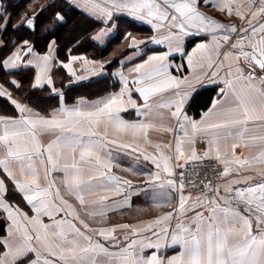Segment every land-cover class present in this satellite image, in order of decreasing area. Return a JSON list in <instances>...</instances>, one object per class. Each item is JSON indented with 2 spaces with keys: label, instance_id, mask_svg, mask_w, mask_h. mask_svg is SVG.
Masks as SVG:
<instances>
[{
  "label": "snow or ice",
  "instance_id": "1",
  "mask_svg": "<svg viewBox=\"0 0 264 264\" xmlns=\"http://www.w3.org/2000/svg\"><path fill=\"white\" fill-rule=\"evenodd\" d=\"M0 222V264H264V0H0Z\"/></svg>",
  "mask_w": 264,
  "mask_h": 264
},
{
  "label": "trees",
  "instance_id": "2",
  "mask_svg": "<svg viewBox=\"0 0 264 264\" xmlns=\"http://www.w3.org/2000/svg\"><path fill=\"white\" fill-rule=\"evenodd\" d=\"M43 2H44V0H37V3H39V4H40V3H43ZM138 29H142V28L136 26L135 29H130V30H132V31H137ZM138 35H142V36H144V35H146V34L143 33V31H138ZM119 43H120V40H119V39L113 41V43H112L111 45L108 46V48L102 53V55H103L105 58H107V57L113 52L114 49H116L117 51H119V49L116 48V46H117ZM89 54H90V55H97V56L101 55V53L99 52V50H97L96 52H92L91 50H89ZM61 71H63V70L61 69ZM56 84H57V87L60 86V80H59V79L56 80ZM64 85H65V87H67V81H64ZM37 95H40V94L37 93ZM202 95H203L205 98H207L209 94H208V93H203ZM198 99H199V98H198ZM2 229H3V224H2V222H0V235H3V234H4L3 231H2Z\"/></svg>",
  "mask_w": 264,
  "mask_h": 264
},
{
  "label": "crops",
  "instance_id": "3",
  "mask_svg": "<svg viewBox=\"0 0 264 264\" xmlns=\"http://www.w3.org/2000/svg\"><path fill=\"white\" fill-rule=\"evenodd\" d=\"M136 26H138V27H141V28H143V27H146V26H143V25H141L139 22H137V25ZM138 38L139 39H145L146 38V35H144V36H142V35H138ZM189 51H190V48H189ZM177 63H179V59H177V61H176ZM64 71V70H63ZM66 74V73H65ZM93 79H95V78H93ZM126 115V114H125ZM150 136H151V139L152 140H154V141H159L160 139H161V134H158V133H150ZM238 152H239V150H238ZM141 201H137V203H140ZM132 214L134 215L135 214V208H133L132 209ZM151 213H147V215H150ZM120 219V216H119V214H115V215H113L112 216V220H113V222H116V221H118Z\"/></svg>",
  "mask_w": 264,
  "mask_h": 264
},
{
  "label": "rangeland",
  "instance_id": "4",
  "mask_svg": "<svg viewBox=\"0 0 264 264\" xmlns=\"http://www.w3.org/2000/svg\"><path fill=\"white\" fill-rule=\"evenodd\" d=\"M39 5V3H37Z\"/></svg>",
  "mask_w": 264,
  "mask_h": 264
}]
</instances>
